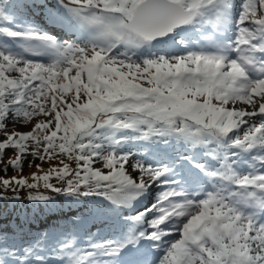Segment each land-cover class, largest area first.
I'll use <instances>...</instances> for the list:
<instances>
[{
	"label": "snow or ice",
	"instance_id": "obj_1",
	"mask_svg": "<svg viewBox=\"0 0 264 264\" xmlns=\"http://www.w3.org/2000/svg\"><path fill=\"white\" fill-rule=\"evenodd\" d=\"M0 173L86 206L0 264H264V0H0Z\"/></svg>",
	"mask_w": 264,
	"mask_h": 264
},
{
	"label": "rangeland",
	"instance_id": "obj_2",
	"mask_svg": "<svg viewBox=\"0 0 264 264\" xmlns=\"http://www.w3.org/2000/svg\"><path fill=\"white\" fill-rule=\"evenodd\" d=\"M23 129L28 130L26 128H23ZM133 151L135 152L137 150L133 149ZM137 158H139V156H137ZM42 167L46 171L49 167V164L45 163L42 165ZM35 171H36L35 167H28V165L25 164L23 175L30 177V174ZM3 175H4L3 173H0V176H3ZM14 175L18 176L20 175V173H16L13 171H9L7 173L8 177H11ZM41 191H43V189H41ZM47 194L52 195L54 197L55 199L54 205H51L48 202H33V201L26 200L25 197L27 195V191L25 190L20 193L19 200L9 199L6 201H0V213H2L3 216H7L10 218H19V219H25L26 217L32 218L40 214H46L55 209H60L62 206L65 205V202H66L65 200L69 199L67 197L58 196L54 193H47ZM87 239L91 240L92 237L87 238Z\"/></svg>",
	"mask_w": 264,
	"mask_h": 264
},
{
	"label": "bare ground",
	"instance_id": "obj_3",
	"mask_svg": "<svg viewBox=\"0 0 264 264\" xmlns=\"http://www.w3.org/2000/svg\"><path fill=\"white\" fill-rule=\"evenodd\" d=\"M58 31H59V29H58ZM71 36H72L71 34H65L64 38L65 39H69V37H71ZM91 242H102V241H96L94 239L88 240V241L87 240H83V242L81 243V245L79 246V248L86 249V248H88L90 246V243Z\"/></svg>",
	"mask_w": 264,
	"mask_h": 264
}]
</instances>
